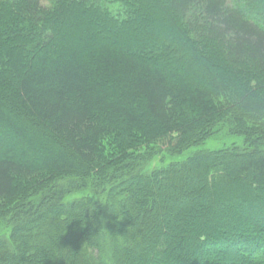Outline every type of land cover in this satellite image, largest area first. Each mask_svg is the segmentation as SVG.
<instances>
[{"label":"trees","instance_id":"trees-1","mask_svg":"<svg viewBox=\"0 0 264 264\" xmlns=\"http://www.w3.org/2000/svg\"><path fill=\"white\" fill-rule=\"evenodd\" d=\"M0 264H264V0H0Z\"/></svg>","mask_w":264,"mask_h":264},{"label":"rangeland","instance_id":"rangeland-1","mask_svg":"<svg viewBox=\"0 0 264 264\" xmlns=\"http://www.w3.org/2000/svg\"><path fill=\"white\" fill-rule=\"evenodd\" d=\"M41 2L43 3V0H41ZM241 140H242L241 137H236V136L216 137V138H210L209 140L204 142L199 147L205 150H217L225 146H229L232 143H235L236 145H238L239 144L238 142H240ZM129 144L130 143H128V140H122V137L120 138L118 136L116 137L113 134H110L102 139L101 146H102V149L104 150V156L112 157V156H117L123 152H126ZM197 149L198 148L189 149L188 151H186V153L196 151ZM43 176L45 175L41 174L38 176V178H43ZM31 178H37V175L32 176L30 178L22 177L20 181V184H22V187H25L29 185L31 182H33L34 180ZM250 213L252 214V218L259 217L260 215L259 212L257 211H250Z\"/></svg>","mask_w":264,"mask_h":264},{"label":"clouds","instance_id":"clouds-1","mask_svg":"<svg viewBox=\"0 0 264 264\" xmlns=\"http://www.w3.org/2000/svg\"><path fill=\"white\" fill-rule=\"evenodd\" d=\"M43 3L46 7H52L53 6V0H43Z\"/></svg>","mask_w":264,"mask_h":264}]
</instances>
